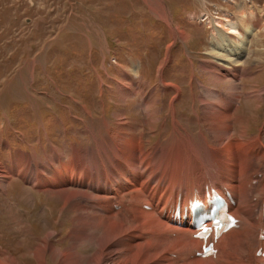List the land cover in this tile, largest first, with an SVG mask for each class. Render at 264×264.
I'll return each instance as SVG.
<instances>
[{
	"label": "rangeland",
	"instance_id": "374dc122",
	"mask_svg": "<svg viewBox=\"0 0 264 264\" xmlns=\"http://www.w3.org/2000/svg\"><path fill=\"white\" fill-rule=\"evenodd\" d=\"M254 9L264 15V0H0V165L9 173L8 180L0 182V252L11 254L19 264H35L23 255L31 252L45 232L57 234L54 241L60 239L59 247L69 244L72 213L58 215L59 202L34 186L35 171L42 170L49 158L56 161L55 153L67 159L79 146L88 153L93 138L87 126L97 130L99 125L96 133L103 132L102 121L114 126L112 115L120 109H125L128 119L144 117L141 110L137 113L142 116L133 111L139 96L121 105L113 91L121 66L129 59L159 100L154 104L157 131L146 133L148 145L168 144L177 149L172 117L167 115L164 129L160 125L171 109L165 107L159 113L170 99L161 91L160 66L165 82L180 87H185L181 74L195 73V79L186 82L187 94L183 96L182 90L173 107L178 131L198 139L195 118L205 108L198 99L201 89L195 93L200 88L196 81L208 85V65L227 57L211 48L215 24L235 21ZM260 23L264 24V17ZM249 48L243 56L244 69L252 74L240 78L242 92L264 87V31L249 37ZM178 68L185 73L180 74ZM215 88L227 89L225 84ZM238 115L242 120L236 122L234 132L241 125L246 137L259 134L264 102H245ZM47 263L55 264L50 254Z\"/></svg>",
	"mask_w": 264,
	"mask_h": 264
},
{
	"label": "bare ground",
	"instance_id": "6f19581e",
	"mask_svg": "<svg viewBox=\"0 0 264 264\" xmlns=\"http://www.w3.org/2000/svg\"><path fill=\"white\" fill-rule=\"evenodd\" d=\"M240 7L241 4L238 9ZM263 17L260 10L254 9L241 14L235 21L226 19L221 21L222 24H215L216 35L211 48L227 57L210 62V69L205 70L210 76L206 77L208 85L195 80L200 87L195 93L201 89L198 99L205 108L195 118L199 127L198 139L178 131L177 124L180 123L173 107L182 90L183 96L187 94L186 82L195 79V73L187 77L181 74L185 71L178 68L185 84L184 87L178 83L180 87L165 82L160 66L161 91L168 93L170 99L169 104L163 103L159 108V113L166 110L165 107L171 108L167 114L163 112L166 116L163 115L164 121L160 125L164 129L165 118L167 115L172 117V135L178 137L177 149L168 144L148 145L146 133L157 131L159 117L154 104L159 100L139 78L141 72L132 59L127 60L126 66H121L120 80L116 81L113 91L121 105L132 96H139L133 111L136 115L141 110L144 117L128 119L125 109H120L112 115L114 126L107 120L102 121L103 132L96 133L99 125L97 130L87 126L93 138L88 153L84 146L73 148L67 159L65 155L60 159V154L55 153L56 161L49 158L42 170L35 171L37 182L34 186L59 202L56 205L59 216L72 213L69 216L72 227L65 248L59 247L60 239L54 241L57 234L48 231L31 252L23 255L25 258L35 260V264H48L47 254L55 264H254L263 261L256 253L264 246V240L260 238L264 228V124L259 134L249 137L241 125L234 132L236 122L242 120L238 115L239 107L245 102H264L263 86L242 92V85L238 83L241 77L252 74L250 69H244L243 56L250 51L249 37L264 31V24L260 23ZM222 84L227 87L224 92L215 88ZM99 86L101 88L102 84ZM193 104L196 105L195 99ZM142 112L139 113L141 116ZM146 126L148 131L144 129ZM67 152L70 151L67 149ZM8 176L0 165V182L8 180ZM209 186L230 189L235 200L230 210L238 218L239 227L217 240L215 257L202 258L194 255L202 244L194 237L195 231L187 224H175L166 213L179 199L182 203L191 202L195 195H203ZM15 222L21 224L18 219ZM0 264L19 263L3 251L0 252Z\"/></svg>",
	"mask_w": 264,
	"mask_h": 264
}]
</instances>
